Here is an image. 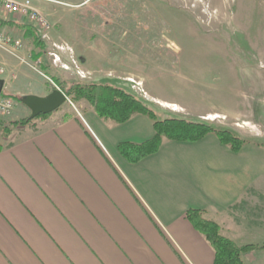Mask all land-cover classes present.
<instances>
[{
  "label": "crops",
  "instance_id": "1",
  "mask_svg": "<svg viewBox=\"0 0 264 264\" xmlns=\"http://www.w3.org/2000/svg\"><path fill=\"white\" fill-rule=\"evenodd\" d=\"M0 20V31H20L30 39L14 18L0 15ZM33 44L28 58L39 64L35 77L1 54L6 67L0 76L5 81L3 96H33L34 88L42 89L40 97L50 95L51 83L45 90L38 78L82 83L68 81L70 52H58L70 59L62 62L61 71L49 59L51 49L37 59L39 47ZM85 45H80L81 70L97 72L105 61L86 58L95 51ZM118 80L138 96L130 82ZM251 83L260 100L256 105L264 110L263 66ZM146 102L176 111L169 109L175 103L155 97ZM74 106L19 127L8 143L2 141L0 264H214L212 247L185 217L189 209L205 211L236 243L237 237L249 232L231 210L252 189L264 196L261 140H251L239 153L213 135L194 143L165 140L159 152L131 164L118 146L152 138V121L135 115L120 125L103 121L84 101ZM180 108L177 112L182 113ZM16 110L17 102L12 117ZM30 114L29 109H19L17 120ZM216 116L221 115L206 114L201 120L209 122ZM243 259L249 264L246 256Z\"/></svg>",
  "mask_w": 264,
  "mask_h": 264
},
{
  "label": "rangeland",
  "instance_id": "2",
  "mask_svg": "<svg viewBox=\"0 0 264 264\" xmlns=\"http://www.w3.org/2000/svg\"><path fill=\"white\" fill-rule=\"evenodd\" d=\"M55 1L61 3L37 7L53 27V42L71 47V51L65 49L72 62L68 81L81 79L85 84H107L131 92L118 80L124 78L145 91L144 101L155 97L178 105L171 106L169 109L176 110L171 112L147 102L159 121L203 122L201 116L218 113L220 118L206 122L264 144V110L256 105L260 100L251 83L259 67L264 68V0H89L80 7L77 5L84 0ZM14 21L38 31L26 19ZM6 32L22 40V55L28 58L35 42L20 31ZM81 43L95 51L86 58L105 61L97 72L83 70L84 75L80 74ZM49 59L61 71L62 62L70 60L61 55L59 61ZM12 60V66L20 65ZM29 64L35 67L31 60ZM31 66L21 67L35 77L37 72ZM38 79L50 90L49 81ZM32 92L36 97L43 94L40 88ZM136 93L143 99L141 92ZM63 108L73 110L66 104L56 112ZM179 108L182 113L177 112ZM19 109L28 108L17 102L14 116L0 119L7 123L20 119ZM9 139L2 141L8 143ZM231 212L249 229L237 237V243L256 246L245 255L247 262L264 264V196L252 189Z\"/></svg>",
  "mask_w": 264,
  "mask_h": 264
},
{
  "label": "trees",
  "instance_id": "3",
  "mask_svg": "<svg viewBox=\"0 0 264 264\" xmlns=\"http://www.w3.org/2000/svg\"><path fill=\"white\" fill-rule=\"evenodd\" d=\"M10 23L12 21H7V24ZM17 26L25 30L29 38L37 44L39 54L36 58L41 57L47 49V43L37 38L33 27L25 24H17ZM52 80L73 104L77 105L82 101L88 103L103 121L121 125L129 122L135 115H144L152 121L154 130L152 138L142 143L124 142L118 146L119 154L131 164H137L159 152L165 140L194 143L213 135L233 153H239L250 143L249 139L243 138L229 129L217 128L204 121L191 122L178 118H167L159 121L147 102L118 87L80 82L69 85L59 79ZM14 99L18 103L22 102L21 97ZM50 115H42L36 119L29 116L21 120L10 121V123L0 119V149L2 148V139H9L14 130L19 127L34 125L36 121L46 119ZM185 217L212 247L215 254L214 264H247L243 256L256 249L255 245L240 246L225 236L221 226L208 219L203 210L189 209Z\"/></svg>",
  "mask_w": 264,
  "mask_h": 264
},
{
  "label": "built area",
  "instance_id": "4",
  "mask_svg": "<svg viewBox=\"0 0 264 264\" xmlns=\"http://www.w3.org/2000/svg\"><path fill=\"white\" fill-rule=\"evenodd\" d=\"M35 3L48 4V3H59L55 0H0V11L5 16H11L14 18L26 19L29 23L35 25L38 29L37 35L43 41L50 42L56 51L70 50L67 44L59 45L53 42L51 37V32L53 27L48 21L47 17L41 13L39 8L35 6ZM23 42L21 39L13 37L11 34L0 31V76L6 74V67L1 60V54H6L13 59H17L20 65L29 64V59L22 55ZM51 57H53L54 62L59 61V56L56 52H52ZM75 62V61H74ZM76 63V62H75ZM33 69L35 67L31 66ZM78 70H80L78 68ZM81 71V70H80ZM81 75L84 73L81 71ZM137 89V86H133ZM138 94L141 92L143 97H146L145 91L140 90V87L136 90ZM142 96V95H140ZM15 108V102L11 98H4L0 96V117L10 116Z\"/></svg>",
  "mask_w": 264,
  "mask_h": 264
},
{
  "label": "water",
  "instance_id": "5",
  "mask_svg": "<svg viewBox=\"0 0 264 264\" xmlns=\"http://www.w3.org/2000/svg\"><path fill=\"white\" fill-rule=\"evenodd\" d=\"M5 81L0 80V94L3 93ZM69 102L67 95L60 89H55L46 97L26 96L22 104L31 112V118L36 119L42 115H49Z\"/></svg>",
  "mask_w": 264,
  "mask_h": 264
}]
</instances>
